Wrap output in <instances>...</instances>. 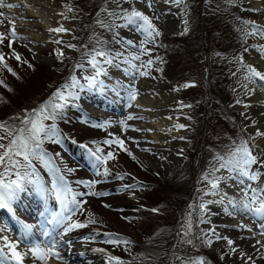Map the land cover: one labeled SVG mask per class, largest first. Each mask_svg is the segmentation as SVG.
<instances>
[{"label":"rangeland","instance_id":"374dc122","mask_svg":"<svg viewBox=\"0 0 264 264\" xmlns=\"http://www.w3.org/2000/svg\"><path fill=\"white\" fill-rule=\"evenodd\" d=\"M53 1H54V6L56 8L58 7V8L64 9L65 11L69 12L68 14L69 17L65 18L68 21L69 25L68 26L66 25L65 27H63L68 30V33L66 32L67 39L63 40L60 44L58 43V45L57 44H44L42 46H37L36 48L33 49L30 47H27L15 37H12L11 36L12 28L9 27L10 25H8V22L4 20L3 23L0 24V28H1L0 33H3L5 36V39L3 40V42L0 43V46L3 48V50L10 51L12 48H15V49L22 48L26 52L27 50H29L28 52L36 59L38 63H40V65L49 66V67L57 66L56 58H58V55H57L58 52H63V56L61 58H68V57L73 58L71 56L76 54V48L79 45L78 43L82 37V36H79L80 32L85 33L87 22L89 21V18L83 13V10L86 7H83V6L80 7L78 4L74 6H70V5L65 6L61 2V0H53ZM82 1L86 4L85 6L87 7L90 6L91 4L89 1L87 2V0H82ZM162 1L167 2V0H162ZM121 2L122 4L124 3L126 4V9L128 13L129 11L131 13V11L135 9L147 15L151 19L152 22H155L160 18L154 13V12H159L156 9L157 7L153 6L154 1L151 2L150 0L149 2L148 0H121ZM134 3H140L139 7H136ZM189 7H190L191 17H189L186 14L184 0H181L179 5L176 6L174 9L164 10V13L162 14L165 17V18H162L163 24H164L163 28L167 32H169L170 35H177L178 33L180 34L183 33V31L187 28V25L188 24L191 25L193 23L192 5H189ZM194 7L198 11L201 21L204 22V24L207 25V27L212 26L211 35L209 36L211 41L208 38H206V40L208 41L206 44L209 46V51H207L206 54L202 57V60L200 61L199 66L202 68V70H206L207 73H204L205 77L211 80L212 84L210 86H212L214 91L219 89V92L221 93L224 90L226 92V89H227V94L230 96L231 103L226 106H224L222 103H221L222 106L219 104L221 107V110H225L227 112V115H230V117H232L231 119L233 121L239 122V126L244 131L248 132L251 130L250 128H252L251 132H248L247 135L249 137L250 142H253V140L256 142V140L260 137H257V136L254 137L255 129L253 128L258 127V125H254L253 123L249 124L245 122L244 119L246 118L244 116L243 110H241L242 104L241 102L237 103V101H239L237 97L238 95L237 93V85H238L237 84V77H238L237 74L238 73L237 72L240 71L239 67L241 63L247 62V60H254V59L261 58L260 56H262L261 54L264 52V29L259 28L256 33L250 30L252 27L251 25L255 24V22L258 20L257 12L252 11V9H250L249 5L245 2V0H211L210 2L206 4H197V5L195 4ZM1 19L2 17H0V20ZM93 20H94V16L91 18V21ZM245 21L249 23L246 25L244 23ZM217 22H219L220 24H218ZM222 23H228L227 25H228L229 32H230V37L236 38L235 34L237 35L241 34L242 36L244 35V38L246 39L247 44L245 46V49L241 51V54H239L240 52L236 53L235 50L232 48H228L227 45L229 44V42H227L225 45L222 42H220L224 38V37L222 38V36H225L226 34V27L223 26ZM61 25L62 23L60 21L57 24V26L60 28ZM119 25L121 26L122 29L118 32V34L119 36L122 37L123 43L127 41L128 42L127 46H129L133 51L136 50L134 52L127 53L128 55H125V57H122L124 64L131 67V64H127L125 62L132 63V61H134L132 57L139 56L141 54L142 50L137 49L139 48L138 42H139V39H142V37L145 34L141 32L140 29L137 31L136 25L128 24L127 17L124 20V22H122ZM167 27H169V29ZM214 28H216L215 31H214ZM68 45H72L73 47H68ZM226 48L227 50H224ZM129 56L131 58H129ZM88 59L90 58L85 57V56H81L79 58L80 63L76 65V68L74 69L75 72L73 73V75L76 76L78 80H81L82 76H85V74L86 75L89 74V76L94 74V73H80L81 72L80 70L82 68L78 67V65L83 64V67H91V65L87 63ZM138 61L139 60L136 61L137 66H138L137 69L139 71L141 70L144 71L143 69L139 68L141 63L140 61L139 62ZM22 70L23 69H21L19 73H24ZM4 71H6V68L3 66V64L0 61V72L3 73ZM86 71L88 72L89 70H83L82 72H86ZM3 74H8V73H3ZM134 74L136 75L137 73H134ZM150 74L151 73L147 72V75H144V76L140 75V76L141 78L143 77L145 79L149 87L152 86L151 89L160 91L162 93H166V92L170 93V91L167 90L165 86L153 81ZM12 76L13 75L9 73L8 77H12ZM99 81H102V80L100 79L98 80V84L101 86ZM84 83H82V85ZM132 85L135 87L137 83L134 81L132 82ZM206 92L209 93L207 89H206ZM137 94L139 93H136V95ZM250 94L251 93L249 92L247 96L248 98H251L252 95L250 96ZM172 95L174 97V101L172 102L171 106H166L165 109H163V112L159 113V114H165L166 117L175 118V119H172L174 121L171 120L172 121L171 131H173L171 142L167 139L162 138V141H161L162 145L156 148L158 149L159 152L162 151L163 153V157H161L160 159L157 158L156 155L158 153L156 151H153L154 153L152 154L148 153L146 149L147 143H145V140L140 141L137 139L138 135L141 133L143 135H150L149 130H147V127L151 128L150 123L142 122L141 120L139 121V119H136V118L127 119L126 116L125 117L118 116L117 120L113 122L109 127H106V128L97 127L100 131H98L94 127H91L92 129L96 130V131L94 130L93 131L96 132V134L100 137L98 138L100 139L102 144H104L105 146L109 148L107 150L101 149V152L96 153V155L106 156L108 152H112L114 158L108 159L106 163H103V162H97L95 160V157L91 155L92 165L95 164V165H98L99 167L102 166V168L99 170L98 173L92 172L91 178L86 177L82 179L83 180L82 182L78 181V183L81 186L76 185L73 187L74 188L73 192L77 194L76 200L80 204V209L77 210L75 214H73L74 216L70 218V220L65 221L64 226H66V224L71 223V222H79V223L88 224L86 227L74 229L70 232H67V238L69 239V242H75L76 244L80 245L79 248L82 251L88 250L94 247L95 248L101 247L107 253L108 258L109 257L116 258L111 261L109 259H105L103 264H115V262L119 259L125 262V263L123 262L122 264H128V261L130 259L136 260L139 258H142L143 260L140 262L141 264H158V261L155 260V256H152L154 252L153 251L151 252V250L155 247V243L151 244L150 238L148 237L149 229L153 227V224L157 221V218L156 220L154 218H149L147 221L142 222L139 226L132 228L129 225L130 223L126 222L130 220V217L127 215V213L123 211L118 212V210H120L122 207L112 206L113 203L111 201H114L116 198L118 199L123 198L125 196L124 194H125V189L127 185L131 184V186H135L130 189L137 188V186L139 185L137 176L140 177L142 174H148L151 177L149 176H146V177L152 178V179H154L155 177L153 176L156 175L159 181L161 182L169 181L171 177L173 176V174L175 173V171L179 168V166L184 161L185 155H187V153L190 151V145H191L190 135L192 136L194 132L195 124L200 119L201 114L200 112L197 111L196 108L194 109V111L191 112L189 108L183 107L178 94L174 93ZM252 98L257 99L256 97H252ZM127 99L128 97L127 98L124 97V100H120V101L125 102ZM74 103H75L74 106H71L74 112L80 114L81 116L84 115L83 110L86 108V105L80 103L78 99L77 100L74 99ZM25 104H26L25 102H22V106H19L21 107V110L27 109V107L24 106ZM263 107H264V104H263ZM84 117L82 116L83 119ZM121 121L124 122L123 127L121 126V123H120ZM178 122H179V125L183 124L184 127H178L179 126ZM45 123H47V121H45ZM92 123L94 125L100 124L98 122H92ZM140 124L144 125L142 131H139L137 128ZM214 124L216 128H219V129L223 128V125L220 122L218 123L217 121H215ZM174 131L177 133H175ZM59 132L61 133L60 130ZM78 133H80L79 136H81L84 133L89 134L88 131L84 132L82 130H79ZM113 137H118L119 139L123 140L124 141L123 148L126 149L127 151L121 150V147L116 144L107 145L104 143L105 140H112ZM215 137H219L218 133L215 134ZM223 137L225 136L223 135ZM223 137L220 136L218 139L214 138L213 140L211 138L210 142L216 146L217 142L221 140V138ZM60 140L61 142L59 143L45 140V142L47 143V146H51L54 149L56 155L59 154L60 150L66 151L65 145H64L65 138L62 133H61ZM261 142L256 143L258 145L257 152H260L259 154H260L261 159L260 158L257 159L258 162L252 165L249 169V171L252 174L256 175L257 179L255 181H251L245 178H241L236 173L232 172V174L235 177L240 178V180L243 179L244 189H245V186H252L255 188L264 187V166H262L264 164V142L262 143ZM90 144H93V143H90ZM95 145H97V143ZM247 145H248V148H251L249 144ZM62 147H64V149H62ZM162 148H165V149H162ZM43 151L51 155L45 148L43 149ZM93 152H95V150H91V153ZM128 153H131V156ZM251 154L254 155L253 153ZM254 157L257 158V156H254ZM130 158H132V161L137 165L138 169L134 167V164L131 165ZM143 160L145 161L146 164L143 162ZM126 164L130 165L131 167L129 171H127L126 168L123 169V165H126ZM150 164L154 166L153 169H150ZM39 165L45 172V175L42 176L44 184H48V185H45V187L50 189L52 185V181H53V177H52V181L50 178L52 174L49 173L43 167L40 161H39ZM213 165H215L217 168L219 167L218 163L217 164L214 163L211 166H209L208 169H206L203 173H199L200 170L197 169L193 175L194 178L197 176L196 180L194 181V178H191L189 180V184H184L180 182V180L186 176V175H183V177L179 179L180 174L178 175L175 181L171 182V184L178 190H181V187L185 189L190 188L192 191L191 196H194L195 199L197 198V201H198L197 205H195L196 204L195 201L188 202L187 215L190 216L189 218L191 219H188L187 221H185L184 229L185 227H187L186 229H189V222L190 221L193 222L192 217H191V215H193L197 219L198 229H200V231L204 233L203 236L206 237V244L211 248L217 247L214 249L219 250L223 254L219 259L220 264H249L245 261L246 257H243L244 258L243 261L235 258V251H234L233 244L229 245L226 241L224 242L215 241L213 239V233L211 232V230L208 229L206 225H204V222L206 223V219H207L206 215L209 214V213L206 214V212H208L209 210L207 211L206 207H204V210L202 211L200 208V205L204 204V201L206 198L205 192H209L211 189L210 185L204 179V177L207 175L209 180L213 178V175L210 174L212 173ZM60 167H63L67 170H71L72 172L76 173V176L78 177L81 176L80 173L77 172L74 169V167H72L71 165L60 164ZM139 167L142 170H139ZM172 167L173 169L171 170ZM105 168L108 169L109 174L107 176L104 175ZM143 170L147 172H143ZM219 172L221 173V171H218V172H215L214 175L216 177L217 176L219 177V174H220ZM119 177H123V179H120ZM6 179H13V178L11 176H8ZM88 183H92L93 186L91 187V189L89 187H86ZM256 183H259V184L261 183V186L259 184L257 187L254 186ZM97 184H104V185L108 184L107 186L108 188L103 187V186H97ZM81 191H83L84 194H81V196L79 197ZM89 192L95 193V195L87 194ZM126 192H127V189H126ZM50 195H52L55 199L54 194H49V196ZM82 195L85 197L84 201L86 202L84 203H82V198H83ZM177 200L180 204L182 203V200H180L179 198H177ZM96 211H98L99 213ZM229 211H232V210H229ZM90 212H92L94 215L97 214L96 216L91 218L92 220H95L96 223H90V224L87 223V221L90 218L89 217ZM179 229H181V227L178 228L175 232H173V234L169 235L166 243H168L169 241H173L177 236L180 235L181 232ZM108 232H111L112 234H109ZM125 234L133 238V240L135 241L134 243L135 245H132V243L129 240L125 239L126 238ZM255 238L264 239V234L262 235L259 234L258 237L257 235H253L249 239L253 241ZM114 241H120V242H114ZM123 241H128L129 243H123ZM189 241H191V243H189ZM202 243H203L204 248H207L203 241ZM160 245L163 246V247L161 246L162 252H161V247H160L158 254L165 255L166 254L165 242H162V244ZM257 247L259 250L264 251V247L261 244H259ZM132 249L134 251H132ZM175 250L179 255H185V256L195 255V257L190 259L189 262H183V260L180 259V260H177L175 264H206L204 261V257H202V255L196 256L197 248L192 240H189L186 238L181 239L179 242H177L175 246ZM225 250H227V253ZM101 256L104 258L106 255L102 254ZM205 260H207V262L211 264L209 259L205 258Z\"/></svg>","mask_w":264,"mask_h":264},{"label":"trees","instance_id":"16d2710c","mask_svg":"<svg viewBox=\"0 0 264 264\" xmlns=\"http://www.w3.org/2000/svg\"><path fill=\"white\" fill-rule=\"evenodd\" d=\"M61 1L70 6L78 4L80 7H86L83 13L87 17L93 8L95 10L102 9L99 0H87V2L91 3L88 7L85 6L86 4L82 0ZM210 1L186 0L189 17H191L189 5H192L193 23L186 33L181 36L165 38L160 35L157 37L154 41L155 45L152 46L153 51L150 53V60L153 61V64L150 67L146 66L154 80L167 86L170 90H175L186 106L197 108L201 113L200 123L196 126V130L191 136V151L187 155V162L185 164V167H187L185 172L179 175V179L183 175H186L180 180L184 184H189V180L194 178L193 175L197 169L200 170L199 173H203L209 166L217 163L218 156L227 158L241 144H246V146L248 144L247 138L231 119L232 117L227 115V112L221 110V107L215 103H222L223 105L229 103L230 96L227 94V89L226 92L224 90L221 93L219 89L214 91L212 86H210L212 84L211 80L205 77L204 73L207 72L199 66L202 57L209 51L206 38L210 40L209 36L211 35L212 26L207 27L201 21L200 15L194 6L195 4H206ZM115 11H117L116 8L106 9L108 13ZM95 21V38L91 42V48L88 51L90 52L94 49L107 51L111 47L109 41L111 34L102 23V20L96 18ZM222 25L226 27V34L222 36L224 38L220 42L224 45L229 42L227 47L238 52L243 46L241 35L235 34L236 38L230 37L228 25L226 23H222ZM92 34H94V31ZM149 46L151 47V45ZM224 50H227V48ZM0 56L3 57L2 63L6 65V71L3 73H8L3 74L0 72V124L5 125L6 128L18 129L22 127L21 121L25 116L30 114L34 109H38L45 101H48L52 94L60 89L62 85L70 83V78L73 76L71 73V60L59 59L56 67H49L40 65L30 54L22 50L13 48L10 51H3L1 47ZM16 56L19 59H16ZM21 69H23L24 73H19ZM9 73L13 76L8 77ZM185 85L190 86L185 87ZM206 89L209 93L206 92ZM208 96L210 99L207 98ZM22 102L26 103L24 105L27 107L26 110H21V107H19L22 106ZM71 103L72 101L63 110L62 116L56 120V124L60 128L62 124L66 133L75 140L87 141L93 138L94 132L92 130L89 131L87 127L77 125L74 122V113L70 109ZM215 121L220 122L223 128H216ZM79 130L88 131L89 134L84 133L79 136ZM216 133H218L219 137H223V135L225 137L221 138L215 146L210 142V139H218L219 137H215ZM5 134V129H0V136H4ZM0 143H7V140L0 141ZM130 163L131 165L134 163L132 159H130ZM123 168H126L127 171L131 169L128 164L123 165ZM146 176L149 175L142 174L140 177L137 176L141 185H138L137 190L131 191L126 200L128 204H133L136 207V210L127 212L128 216L133 217L129 225L134 228L149 218H154L155 220L157 218L153 227L149 229L148 237L151 244L155 243V247L151 250L154 253L151 255L155 256L158 264H171L170 254H158L162 246L160 244L162 242L166 243L167 238L176 231L177 226H180L182 221H186L188 202L192 198L196 203L195 205H197V198L195 199V197L191 196L192 191L190 188L185 189L181 187V190L176 189L171 182L177 178H173L170 183H163ZM177 198L182 200L181 204ZM141 206L145 208L142 209ZM192 220L193 222L190 221L192 228L189 233L190 238L194 240H196V236H199V239L203 238L202 233L195 228L196 219L194 216ZM125 237L132 245H135L133 238L127 234H125ZM166 245L168 251H176V245L171 243V241ZM195 246L198 252L200 246L197 244ZM132 251L134 250L132 249ZM197 255H202L204 258L209 259L211 264H220L219 259L223 254L219 250L204 248L202 245L201 251ZM174 257L176 258V256ZM193 257L195 255H181L183 262H189ZM141 259H130L128 264H141ZM206 264H209L207 260Z\"/></svg>","mask_w":264,"mask_h":264},{"label":"bare ground","instance_id":"6f19581e","mask_svg":"<svg viewBox=\"0 0 264 264\" xmlns=\"http://www.w3.org/2000/svg\"><path fill=\"white\" fill-rule=\"evenodd\" d=\"M153 1L151 0V2H153V6H156V9L158 11L164 9V7L162 6L165 5V1ZM7 2L13 3L17 5V7L11 10L6 8L0 9V11H3L8 17H10L11 24H9L8 22V25H10L9 27H11L12 29L14 28L16 33L15 38L21 41L27 47L34 49L37 46H42L44 44L57 43V41H59L60 44L63 40L67 39L66 32L56 33L54 31H50L51 29L59 28L57 24L60 21L62 23L60 27L69 25L68 21L65 19L66 17H69V12L58 7L56 8L54 6L53 0H7ZM245 2L249 5L250 9H252V11L255 10L258 15V20L255 22V24L251 25L252 27L250 30L256 33L259 28L264 29V0H245ZM261 55V58L247 60V62H243L241 63V65L239 64L240 71L237 72V97L239 99V102H241L242 104L241 110H243L244 116L248 120L247 123L258 125V127L253 128L255 129L254 137L256 136L255 134L257 131L264 132V82L260 81L257 77L251 76L249 67L254 68L256 71L264 74V52ZM98 61L100 62L99 66L104 69L101 59ZM90 69L93 70L92 67H90ZM115 70L120 69L116 67ZM91 72L92 71H86L80 73ZM133 77L134 76L131 75L129 71L123 70L122 73H106L105 75H101L99 79L107 82L109 87L115 88L116 92H118L121 97L129 98L131 93V90L129 88L133 86ZM134 79L137 83V89H141L139 91V94L136 95L135 100H132L131 102L133 103L132 109L134 110V115L136 116V119H139V121L141 120L142 122H144L145 119H148L147 123H150L151 128L147 127V130H149V133L153 138V140L150 142V145L161 146V141L156 138L157 136L162 135V132L166 128V124L164 125V122L156 119V116L160 111H163V109H165V106H171L172 102L174 101V97L173 95L151 89L152 86L149 87L145 79L143 77L141 78V76ZM84 81L85 80H83L82 76L80 82ZM85 92L89 97L94 98V100H97L104 105L103 107H101V110L107 112L111 111V103L108 102L109 98L107 97L109 93L106 87L102 89L101 86L97 83L92 89H88L87 87H85ZM249 92L251 93L250 96L252 95L251 98L247 97ZM81 93H83V90L79 91V100L85 101L83 100L84 95ZM252 97H256L257 99H253ZM95 111L99 112L100 107H98ZM93 115L98 117L101 116L96 114ZM109 116H111V114ZM109 116L100 117V119H102L103 121H112L110 120ZM158 126L162 127L159 128ZM143 127V124H140L138 126V128L140 129H143ZM145 138L146 135H143L142 133L137 137V139L140 141H144ZM261 141L264 142V137H260L256 140V142ZM143 162L145 163L144 160ZM173 167L171 168V170L173 169ZM153 168L154 166L150 164V169ZM220 171L221 173L219 172L220 179L218 182V189H210L209 191H217L219 194L205 195L206 198L204 204L207 211L209 210L208 212H206V214H209L206 215L207 219L206 223L204 222V225H206L208 229L211 230V232L213 233V239L215 241H227L228 239H231L233 241L232 244L234 246L236 259L243 261V257H246L245 261L249 264H264V251L259 250L257 247L259 244L264 247V239L255 238L253 241L249 239L253 235L264 234V227H261V225H264V217L258 218L251 212L233 211L232 206L228 204V200L242 199V196L238 192V189L242 190L243 184L241 183V180L239 178H236L232 174V172L227 171L226 169ZM258 184L256 183L254 186L257 187ZM248 187L249 186H245V188ZM220 194L226 196V199H224L223 202H220ZM27 200L28 196L22 195L21 193L20 199L13 204L14 214L9 213L6 209H0V213L5 214L4 211H6L8 214V217L6 214V216L4 217L0 216V249H2L4 255L8 257L6 264H15V261L11 259L10 252L8 248L5 247V237L7 238L9 243L17 244V250L24 257L22 264H34V258L28 252V249L30 247L38 244L34 241H38L40 245H45L52 240L57 243V247L55 250L59 253V257L50 258L47 261V264H103V257L101 255L104 253L100 252L97 254L98 256H94V253H88V251L84 253V251L79 249L80 246L78 244L68 241V238H66V235L59 229V227H56L53 231V225L48 224L45 220L47 213L45 210L37 209V216L36 218H33V221L36 224H34L33 226L31 235L26 236L22 228L23 218H21L20 215H23L22 210H24L25 214L28 216L33 214V211L31 210L27 211V213L26 209L23 207V202H27ZM30 203L34 205V202L30 201ZM226 208L228 209L227 212L225 211ZM41 213H44V215L42 216ZM229 213L233 214L230 215ZM236 215L239 219H237ZM249 229L251 230L249 231ZM45 230H48L52 234L48 237H45L44 235H42ZM81 254H83L84 258L81 256ZM36 264H41V262L36 260Z\"/></svg>","mask_w":264,"mask_h":264},{"label":"snow or ice","instance_id":"6c2138e0","mask_svg":"<svg viewBox=\"0 0 264 264\" xmlns=\"http://www.w3.org/2000/svg\"><path fill=\"white\" fill-rule=\"evenodd\" d=\"M181 0H176V3H180ZM150 6V5H149ZM17 5L13 3H8L7 0H0V9H14ZM255 11V10H254ZM0 17L3 19L0 20V24L4 20H7L11 24V19L3 11H0ZM128 24L136 25L144 34L145 40L141 43L154 42L161 33L153 25L151 19L145 15L143 12L133 9L130 14L127 16ZM246 25L249 23L244 22ZM56 33H64L68 30L60 27L51 29ZM187 31V29H185ZM11 35L15 37L16 33L14 28L11 30ZM5 36L3 33H0V43L3 42ZM59 43V41H57ZM68 47H73L68 45ZM15 55V54H14ZM58 57L63 56V52L57 53ZM85 56H90V59L87 60V63L95 70L93 75L83 76L86 86L88 89H92L98 83V77L105 75L103 68L99 66V61L97 57H100L104 63L111 64L112 61L106 58V53L101 50H95L93 53H85ZM16 59H19L16 56ZM132 59L139 60V56H133ZM3 60V57L0 56V61ZM153 64L152 60L147 61V66ZM6 67V65H5ZM78 67H83V65H78ZM135 67V65H133ZM11 71V69H9ZM249 72L251 76L257 77L260 81L264 82V74L256 71L254 68L249 67ZM141 76L147 75V71L140 72ZM71 82L65 85H62L60 89L52 94L48 101H45L38 109H34L32 113L27 114L25 118L21 121L22 127L18 129L6 128L5 125L0 124V129H5L6 134L0 136V141L7 140V143H0V209H6L9 213L14 214L13 204L20 199V194L27 190L28 186H31L34 191L45 201L47 200L49 194H54L56 201L60 205V211H52L49 213L50 219H46L48 224L53 225V231L56 227L64 226L65 221L70 220L71 216L75 214L77 210L80 209V204L76 200V193H73V190L68 186L62 175H58L60 169L57 168L54 164L53 157L45 153L42 149V144L45 140L53 142H61L60 137L61 133L59 132L56 126V120L62 116L63 110L68 106V104L78 98V90H84L85 85L80 83V80L76 76H71ZM102 85L103 82L99 81ZM190 85H185L189 87ZM136 91L133 89L130 93L129 99L135 100ZM239 103V101H237ZM128 119H132L131 116ZM45 121H52L51 124H46ZM121 126H124V122L121 121ZM94 127L103 128L106 125L97 124L93 125ZM178 127H184L179 125ZM257 137H264V132L257 131L255 134ZM75 143V141H72ZM105 144L112 145L116 144L121 147V150L127 151L123 148L124 141L118 137H113L112 140H105ZM81 148H84L85 145H80ZM101 152V149L97 146L95 152L91 153L95 157L97 162L106 163L108 159H113V153L108 152L106 156H99L96 153ZM131 156V153H128ZM33 160H38L41 162L43 167L53 175V181L51 188L45 187L39 174L36 172L33 167ZM219 167L217 168L213 165L212 174L213 178L208 179L206 175L204 179L210 185L212 190L218 189L219 177L214 175L215 172L220 171L221 169L229 170L230 172L236 173L239 177L245 178L251 181L257 179L256 175L252 174L249 169L252 165L256 164L257 158L254 157L249 151L246 144H241L230 155L225 158L223 156H218L217 161ZM21 169L25 171L21 173ZM14 170V172H13ZM71 171V170H69ZM15 175V179H6L8 176ZM108 169L105 168L104 175L107 176ZM32 177H35L33 179ZM123 179V177H119ZM243 179L241 183L243 184ZM92 183H88V187L91 189ZM130 188L135 186H128ZM89 195H95V193H87ZM218 195L217 191L205 192V195ZM221 195V201L223 202L226 199V196ZM71 197V198H69ZM242 199L240 200H228V204L232 206L234 212H251L256 217H264V189H258L255 187L249 186L246 189H242ZM205 205L201 204L200 208L203 211ZM45 211L48 212V209L45 208ZM227 212L228 209L226 208ZM230 215L233 213H229ZM43 216L44 213H41ZM91 217V213L89 214ZM87 223H96L95 220L89 218ZM87 225L79 222H71L64 226V233L70 232L74 229L86 227ZM243 227V226H241ZM264 227V225H261ZM22 228L26 236H30L33 230V225L23 224ZM191 228V223L189 222V230ZM251 229H249L250 231ZM48 230H45L42 235L45 237L50 236ZM227 239V238H225ZM112 242V241H110ZM120 242V241H114ZM5 247L8 248L10 252L11 259L15 261V264H22L23 255L17 250V244L9 243L7 238H4ZM123 243H129L128 241H123ZM191 243V241H189ZM210 243V242H209ZM229 245H232L233 241L231 239L227 240ZM259 243V242H258ZM57 243L52 240L45 245L36 244L28 249V252L31 256L41 262V264H47V261L52 257H59V253L55 250ZM223 258V257H222ZM116 258L109 257V260H114ZM8 257L4 255L3 250L0 249V264H6Z\"/></svg>","mask_w":264,"mask_h":264}]
</instances>
